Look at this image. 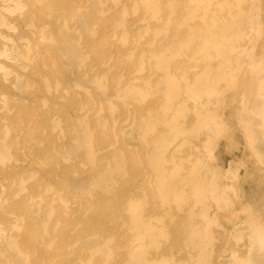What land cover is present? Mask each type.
Returning a JSON list of instances; mask_svg holds the SVG:
<instances>
[{
	"label": "bare ground",
	"instance_id": "bare-ground-1",
	"mask_svg": "<svg viewBox=\"0 0 264 264\" xmlns=\"http://www.w3.org/2000/svg\"><path fill=\"white\" fill-rule=\"evenodd\" d=\"M0 264H264V0H0Z\"/></svg>",
	"mask_w": 264,
	"mask_h": 264
},
{
	"label": "rangeland",
	"instance_id": "rangeland-1",
	"mask_svg": "<svg viewBox=\"0 0 264 264\" xmlns=\"http://www.w3.org/2000/svg\"><path fill=\"white\" fill-rule=\"evenodd\" d=\"M244 157H246V156H244Z\"/></svg>",
	"mask_w": 264,
	"mask_h": 264
}]
</instances>
